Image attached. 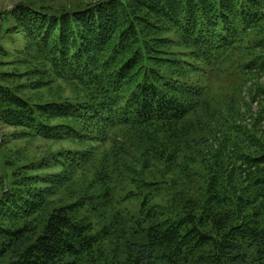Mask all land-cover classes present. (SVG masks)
<instances>
[{"label":"trees","instance_id":"trees-1","mask_svg":"<svg viewBox=\"0 0 264 264\" xmlns=\"http://www.w3.org/2000/svg\"><path fill=\"white\" fill-rule=\"evenodd\" d=\"M1 3L0 264H264V0Z\"/></svg>","mask_w":264,"mask_h":264},{"label":"rangeland","instance_id":"rangeland-1","mask_svg":"<svg viewBox=\"0 0 264 264\" xmlns=\"http://www.w3.org/2000/svg\"><path fill=\"white\" fill-rule=\"evenodd\" d=\"M0 1L2 2L1 4L3 5L4 8H11L13 6V4L15 3V1H17V0H0ZM254 106L256 108L257 104H255ZM4 129H6V128H4ZM125 205H126V203H125Z\"/></svg>","mask_w":264,"mask_h":264}]
</instances>
